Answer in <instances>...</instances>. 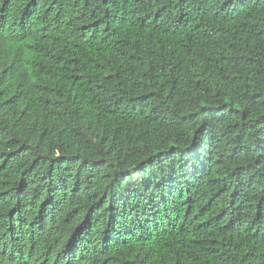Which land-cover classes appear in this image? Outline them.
Segmentation results:
<instances>
[{
	"label": "trees",
	"instance_id": "16d2710c",
	"mask_svg": "<svg viewBox=\"0 0 264 264\" xmlns=\"http://www.w3.org/2000/svg\"><path fill=\"white\" fill-rule=\"evenodd\" d=\"M0 264H264V0H0Z\"/></svg>",
	"mask_w": 264,
	"mask_h": 264
}]
</instances>
